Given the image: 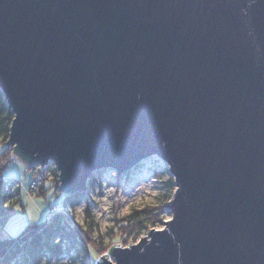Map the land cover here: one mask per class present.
<instances>
[{
  "label": "water",
  "instance_id": "95a60500",
  "mask_svg": "<svg viewBox=\"0 0 264 264\" xmlns=\"http://www.w3.org/2000/svg\"><path fill=\"white\" fill-rule=\"evenodd\" d=\"M0 87L63 194L168 162L171 219L99 264H264V0H0Z\"/></svg>",
  "mask_w": 264,
  "mask_h": 264
},
{
  "label": "trees",
  "instance_id": "16d2710c",
  "mask_svg": "<svg viewBox=\"0 0 264 264\" xmlns=\"http://www.w3.org/2000/svg\"><path fill=\"white\" fill-rule=\"evenodd\" d=\"M14 118L15 112L0 87V231L15 212V205L21 202V182L4 174L14 159L13 148L8 144ZM146 161L139 163L133 169L142 167ZM38 166L40 165L31 167L35 173L34 181ZM107 170L94 174L89 181V189L94 183L96 174ZM47 182L60 192L59 171L54 162L49 163V171L43 180L35 186L31 184V190L46 196L51 188L47 187ZM165 183L175 192L174 177L171 176ZM89 189L87 192L65 194L64 200L59 203L63 206V210L53 212L42 222L29 224L17 235L2 236L0 234V264H44L46 258L54 264H99V258L109 252L113 246L127 245L126 242L132 232H139L156 220L154 208L135 210L128 216L118 219L116 225L111 228L110 243L106 242L107 235L104 233L99 232V235L95 237L99 228L92 203L90 201L86 203L83 223L78 219L76 212L78 206L87 199ZM173 196L174 193L170 194L168 199H172ZM164 209L166 210V205ZM141 214L144 215L140 216Z\"/></svg>",
  "mask_w": 264,
  "mask_h": 264
},
{
  "label": "rangeland",
  "instance_id": "374dc122",
  "mask_svg": "<svg viewBox=\"0 0 264 264\" xmlns=\"http://www.w3.org/2000/svg\"><path fill=\"white\" fill-rule=\"evenodd\" d=\"M4 174L19 180L22 191L19 207L15 208V212L0 231L2 236L17 235L29 224L44 221L53 208L62 206L59 203H62L65 194L51 187L50 182H47V187L51 188L46 196L31 190V184L35 178L34 169L19 160L13 159ZM171 176L174 177L169 164L158 156L148 159L142 167L135 168L128 174L119 175L115 170L96 174L87 199L76 210L77 217L82 223L84 222V209L87 201H90L99 228L95 237L99 235V232L104 233L107 235L106 242L110 243L109 232L118 219L128 216L135 210L154 208L157 215L155 222L149 223L139 232H132L126 242L127 245L135 243L142 236L147 235L150 228H162L165 220L172 216L171 212L164 209L170 200L169 195L174 193V189L168 188L165 183ZM44 264L54 263L46 258Z\"/></svg>",
  "mask_w": 264,
  "mask_h": 264
},
{
  "label": "built area",
  "instance_id": "2783aa9c",
  "mask_svg": "<svg viewBox=\"0 0 264 264\" xmlns=\"http://www.w3.org/2000/svg\"><path fill=\"white\" fill-rule=\"evenodd\" d=\"M167 162V161H166ZM168 163V162H167ZM49 171V163L45 164V165H40L37 167L36 169V180L33 182V186H35L36 184H38L41 180H43V178L46 177L47 173ZM5 178V177H4ZM63 206L61 207H55L53 208V211L49 214V217L52 215L53 212L55 211H59V210H63Z\"/></svg>",
  "mask_w": 264,
  "mask_h": 264
},
{
  "label": "snow or ice",
  "instance_id": "6c2138e0",
  "mask_svg": "<svg viewBox=\"0 0 264 264\" xmlns=\"http://www.w3.org/2000/svg\"><path fill=\"white\" fill-rule=\"evenodd\" d=\"M9 204L11 205L12 204V202L10 201L9 202ZM16 207H19V205H15ZM169 219H171V217L169 218ZM98 258V257H97Z\"/></svg>",
  "mask_w": 264,
  "mask_h": 264
}]
</instances>
